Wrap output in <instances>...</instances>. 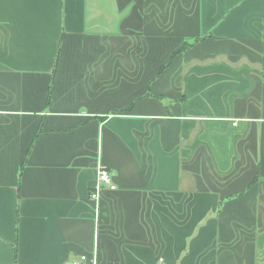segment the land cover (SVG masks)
I'll use <instances>...</instances> for the list:
<instances>
[{"label":"crops","instance_id":"obj_1","mask_svg":"<svg viewBox=\"0 0 264 264\" xmlns=\"http://www.w3.org/2000/svg\"><path fill=\"white\" fill-rule=\"evenodd\" d=\"M0 264H264V0H0Z\"/></svg>","mask_w":264,"mask_h":264},{"label":"built area","instance_id":"obj_2","mask_svg":"<svg viewBox=\"0 0 264 264\" xmlns=\"http://www.w3.org/2000/svg\"><path fill=\"white\" fill-rule=\"evenodd\" d=\"M236 125V123H234V126ZM103 187L109 189V190H114L115 189V185L112 182V177L109 173V171L102 167V166H98L96 169V179H95V186L92 190V192L90 193V200L94 203H97L99 200V193L100 191L103 189ZM97 210V207H96ZM85 258H83L84 260Z\"/></svg>","mask_w":264,"mask_h":264},{"label":"trees","instance_id":"obj_3","mask_svg":"<svg viewBox=\"0 0 264 264\" xmlns=\"http://www.w3.org/2000/svg\"><path fill=\"white\" fill-rule=\"evenodd\" d=\"M187 48V44H186V47H184L182 50L186 49Z\"/></svg>","mask_w":264,"mask_h":264}]
</instances>
